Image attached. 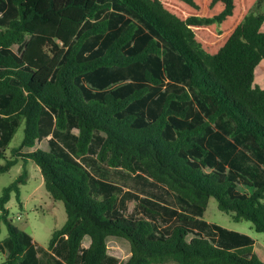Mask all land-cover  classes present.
Returning a JSON list of instances; mask_svg holds the SVG:
<instances>
[{"label": "trees", "instance_id": "trees-1", "mask_svg": "<svg viewBox=\"0 0 264 264\" xmlns=\"http://www.w3.org/2000/svg\"><path fill=\"white\" fill-rule=\"evenodd\" d=\"M263 2L0 0V175L33 161L63 202L66 222L48 245L55 264H264L250 236L201 219L214 198L264 233V12L254 13ZM73 129V153L54 139L48 151L23 152ZM99 133V162L145 174L186 210L136 197L127 214L118 188L84 164ZM28 176L0 198L2 264L41 263L32 237L8 220ZM109 237L128 241V260L108 254Z\"/></svg>", "mask_w": 264, "mask_h": 264}, {"label": "rangeland", "instance_id": "rangeland-1", "mask_svg": "<svg viewBox=\"0 0 264 264\" xmlns=\"http://www.w3.org/2000/svg\"><path fill=\"white\" fill-rule=\"evenodd\" d=\"M264 12L263 4L256 8L254 13ZM14 51L18 52L19 47L15 45ZM130 80L135 78L129 77ZM256 83L264 88V60L256 69ZM89 86V84L86 82ZM90 87V86H89ZM228 128L231 125L226 122ZM3 129L0 127V134ZM78 135V130L73 129L66 133H56L49 135L42 141L37 142L33 148H24L23 152H32L30 150L42 149L48 151L50 149L49 140L54 139L66 151L73 153L75 148V136ZM103 136L102 133L96 135L95 142L90 148L89 154L84 158L86 168L99 180L115 185L118 190L119 198H123L127 214L134 213L138 204L137 198H146L156 202L160 206H165L169 209L177 211H185L176 195L165 187L156 184L145 174L129 173L121 168H111L106 164L99 162L96 158L98 147L96 142ZM24 137V125H21L13 136V140L6 150L7 157L12 156V149L19 147ZM244 150V149H243ZM249 151V150H244ZM251 158L256 162L254 156ZM4 161H0L3 164ZM252 166V163H250ZM26 169L29 173L27 183L20 187L21 203L18 201L15 193L11 195L8 208V220L12 221L13 225L27 232L33 239L35 247L38 249L40 264H55L51 255L54 253L48 250V245L52 234L55 230L61 228L67 219V214L63 202L55 201L48 193L44 186L43 177L39 167L33 162L19 161L7 173L0 175V198L4 188L14 182ZM247 177H244V180ZM243 182V181H242ZM254 186H249L240 183L238 189L240 191L252 192ZM94 198L100 200V197L94 195ZM1 214V212H0ZM204 219L215 224H218L226 229L248 233L253 235L256 241V247H264V233H257L254 230L253 224L249 221H234L232 215L226 214L218 209L216 199L211 198L204 214ZM8 237V228L4 221L0 222V264L6 260L7 249L5 240ZM193 235H189L191 239ZM90 244V238L86 237L83 241V246L86 248ZM108 254L117 258L119 261H126L131 255L130 245L128 241L121 238L109 237L107 240ZM175 264V263H169Z\"/></svg>", "mask_w": 264, "mask_h": 264}, {"label": "crops", "instance_id": "crops-1", "mask_svg": "<svg viewBox=\"0 0 264 264\" xmlns=\"http://www.w3.org/2000/svg\"><path fill=\"white\" fill-rule=\"evenodd\" d=\"M30 151H34V150H30ZM205 214V213H204ZM201 219H203V220H205L204 219V216L201 218ZM206 222H208V223H211V224H215V223H213V222H210V221H207V220H205ZM218 225V224H217ZM228 230H230V229H228ZM231 231H234V230H231ZM235 232H238V233H241V234H246V235H248V236H250L253 240H254V237H253V235H250V234H248V233H244V232H239V231H235ZM88 237V236H87ZM86 238V237H85ZM90 238V237H89ZM84 241V240H83ZM34 243V242H33ZM90 243H91V239H90ZM35 245V244H34ZM90 245V244H89ZM84 247V246H83ZM89 247V246H88ZM37 249V248H36ZM38 250V249H37ZM254 251H255V253L258 255V257L264 262V247L263 246H261V248L259 247V248H257L256 247V241L254 240ZM39 255V254H38Z\"/></svg>", "mask_w": 264, "mask_h": 264}]
</instances>
